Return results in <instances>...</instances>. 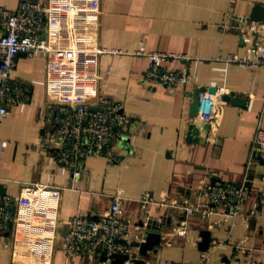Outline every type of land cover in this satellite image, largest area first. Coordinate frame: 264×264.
Masks as SVG:
<instances>
[{"label":"crops","instance_id":"1","mask_svg":"<svg viewBox=\"0 0 264 264\" xmlns=\"http://www.w3.org/2000/svg\"><path fill=\"white\" fill-rule=\"evenodd\" d=\"M39 1L49 3L56 18L52 47L46 56H17L13 76L28 91L0 125V201L9 195L13 214L22 212L16 199L29 196L34 183L58 187L60 196L54 213L34 225L17 220L0 231V264H99L101 253H67L66 220L76 214L95 218L116 194L123 197L120 216L129 223L130 243L118 264L139 258L189 264L203 254L207 264H264V150L252 148L256 129L264 128V66L229 59L257 57L264 23L250 14L264 0H97L96 7L70 0L77 3L64 12L57 6L63 0ZM0 3L15 9L19 0ZM141 48L175 55L163 64L183 70L187 80L175 90L145 81L150 59L133 54ZM200 87L223 100L221 115L204 142L187 141L191 95ZM232 91L244 103L222 98ZM101 96L121 103L130 129L111 155L88 156L82 175L73 177L46 138L62 102L95 104ZM243 180L248 190L236 220L210 227L201 216L168 204L197 200L207 182ZM145 192L155 199L148 207L140 201ZM183 221L187 233L179 235ZM151 229L161 242L143 256L133 243Z\"/></svg>","mask_w":264,"mask_h":264},{"label":"built area","instance_id":"2","mask_svg":"<svg viewBox=\"0 0 264 264\" xmlns=\"http://www.w3.org/2000/svg\"><path fill=\"white\" fill-rule=\"evenodd\" d=\"M84 2L78 0L79 4ZM76 3L63 0L57 6L64 12L74 8ZM87 3L96 7L98 2L88 0ZM51 13V5L39 0H19L15 9L0 3V125L12 105L27 99V84L13 76L17 56H46L51 50V25L56 23V18ZM253 31L258 33L259 29L254 27ZM254 50L258 53L255 59H240L236 56L229 59L240 64L264 66V44L256 46ZM67 54L73 55L74 50L67 49ZM133 54H143L150 59L149 66L143 72L145 81H155L169 90H175L187 80V73L183 70H170L164 66L165 60L175 56L171 53L146 51L141 48ZM200 98L207 100L205 108L200 110V116L210 123L209 132H212L218 125L223 100L209 94L207 90L200 93ZM55 118V126L46 142L56 149L57 161L69 169L73 177L82 175L88 156L111 155L114 145L122 142L131 126L129 116L124 112L121 103L104 96L99 97L95 104L83 100H66L58 107ZM2 144L5 146L7 142L2 141ZM252 148L255 153L264 150L263 127L256 129ZM247 190L246 180L239 183L207 182L199 190L197 200L173 198L168 204L183 210L186 215L201 216L212 227L218 221L229 218L236 220L239 217ZM59 196L60 188L34 183L29 196L16 199L22 212L13 214V197L3 195L0 201V231L17 220L34 225L38 217L54 213ZM122 198L121 194L114 195L108 210L95 218L76 214L66 220L68 254L101 253L105 259L99 264H113L116 257L128 253L129 223L120 216L123 211ZM140 201L148 207L155 199L152 194L145 192ZM176 233H187L186 221L176 229ZM144 239L142 237L141 241ZM206 259L207 255L203 254L200 261L189 264H207ZM122 264L137 263L129 261ZM143 264L157 263L149 261Z\"/></svg>","mask_w":264,"mask_h":264},{"label":"water","instance_id":"3","mask_svg":"<svg viewBox=\"0 0 264 264\" xmlns=\"http://www.w3.org/2000/svg\"><path fill=\"white\" fill-rule=\"evenodd\" d=\"M250 20L255 22H262L264 23V6L261 3H255L251 14ZM205 87H200L194 91L192 96L191 108L190 113L193 117V123L190 126V130L187 134V141H200L204 142L206 140L207 134L210 129V123L204 120L200 116V110L205 108L206 99L202 100L200 98V93L205 91ZM209 91L214 93L217 91L216 87L209 88ZM222 98L224 100H231L235 104H242L244 103L245 99L239 95H237L234 91L230 93H225ZM161 242V235L155 229H151L145 239L143 241H135L133 244L139 246V252L141 255H146L149 251L153 250L155 246L160 244ZM105 257L103 256V260ZM116 259V258H115ZM113 260V264H118ZM137 264L144 263V259L139 258L134 260Z\"/></svg>","mask_w":264,"mask_h":264}]
</instances>
